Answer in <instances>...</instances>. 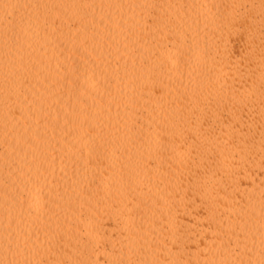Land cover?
<instances>
[{
	"label": "bare ground",
	"instance_id": "6f19581e",
	"mask_svg": "<svg viewBox=\"0 0 264 264\" xmlns=\"http://www.w3.org/2000/svg\"><path fill=\"white\" fill-rule=\"evenodd\" d=\"M0 264H264V0H0Z\"/></svg>",
	"mask_w": 264,
	"mask_h": 264
}]
</instances>
